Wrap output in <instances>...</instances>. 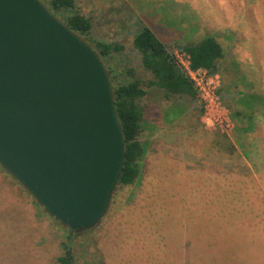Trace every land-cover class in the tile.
Here are the masks:
<instances>
[{"label": "rangeland", "instance_id": "rangeland-1", "mask_svg": "<svg viewBox=\"0 0 264 264\" xmlns=\"http://www.w3.org/2000/svg\"><path fill=\"white\" fill-rule=\"evenodd\" d=\"M72 11L89 18L92 38L122 46L110 65L134 68L147 93L140 174L116 185L101 222L72 238L70 264H264V233L256 238L240 217L264 204V108L252 132L231 114L234 129L221 132L199 97L166 100L148 87L153 75L132 45L138 23L165 43L214 35L225 54L221 93L233 99L236 83L264 96V0H74ZM66 232L0 167V264H60Z\"/></svg>", "mask_w": 264, "mask_h": 264}, {"label": "water", "instance_id": "water-1", "mask_svg": "<svg viewBox=\"0 0 264 264\" xmlns=\"http://www.w3.org/2000/svg\"><path fill=\"white\" fill-rule=\"evenodd\" d=\"M125 149L92 45L42 0H0V167L80 235L106 214Z\"/></svg>", "mask_w": 264, "mask_h": 264}, {"label": "trees", "instance_id": "trees-1", "mask_svg": "<svg viewBox=\"0 0 264 264\" xmlns=\"http://www.w3.org/2000/svg\"><path fill=\"white\" fill-rule=\"evenodd\" d=\"M44 2L70 29L86 38L101 59L106 62L126 146L122 173L117 185L133 184L140 174V162L145 153L138 136L143 130L144 107L141 101L147 90L142 81L137 78L134 68L128 65L121 66V68L110 65L113 53L121 51L122 46L92 38L90 36L92 24L89 18L72 11L74 0H46ZM132 45L140 56L143 68L153 75V79L147 82V86L159 88L166 100L176 98L194 101L196 97L198 98L193 82L177 62L171 47L174 46L179 52L186 54L192 69L202 68L209 73L220 72L222 74V71L226 70V68L221 69V60L225 54L214 35H205L197 40L175 39L171 43H165L147 25L138 23L133 34ZM237 86L236 83L232 84L234 90L231 92V97L233 99H228L227 94L221 93V85L217 93L220 102L234 118H244L239 131L249 133L254 129L255 113L261 114L264 108V96L246 90H236ZM235 95L238 96L234 97ZM202 111L201 106L200 112ZM230 150L234 151V147L231 146ZM66 231L64 254L57 258L60 264H70L73 259L71 241L76 234L68 229Z\"/></svg>", "mask_w": 264, "mask_h": 264}, {"label": "built area", "instance_id": "built-area-1", "mask_svg": "<svg viewBox=\"0 0 264 264\" xmlns=\"http://www.w3.org/2000/svg\"><path fill=\"white\" fill-rule=\"evenodd\" d=\"M174 55L197 90L199 100L203 104L206 122L212 127L220 129L221 132H231L234 129L233 119L226 107L220 102L217 93L221 85L220 74L209 73L202 68L192 69L186 54L175 51Z\"/></svg>", "mask_w": 264, "mask_h": 264}, {"label": "crops", "instance_id": "crops-1", "mask_svg": "<svg viewBox=\"0 0 264 264\" xmlns=\"http://www.w3.org/2000/svg\"><path fill=\"white\" fill-rule=\"evenodd\" d=\"M256 114H258V113H255V115ZM261 114H262V112H261ZM261 190L264 191V188H261ZM261 195L264 196V193ZM234 196L237 197L236 195H234ZM228 202L230 203V201L226 199L225 203L227 204ZM240 208H241L240 204H237L233 207V209H236L238 212L240 211ZM240 217L251 222L249 225L252 227L253 232H250V233L251 234L257 233L256 238H260L261 234L264 233V204H257L255 206L253 205L252 211L240 212Z\"/></svg>", "mask_w": 264, "mask_h": 264}]
</instances>
